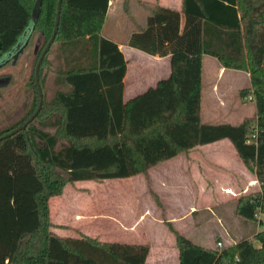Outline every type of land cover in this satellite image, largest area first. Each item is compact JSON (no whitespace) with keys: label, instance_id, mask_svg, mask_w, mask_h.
Instances as JSON below:
<instances>
[{"label":"trees","instance_id":"trees-1","mask_svg":"<svg viewBox=\"0 0 264 264\" xmlns=\"http://www.w3.org/2000/svg\"><path fill=\"white\" fill-rule=\"evenodd\" d=\"M58 2L0 0V60L30 28L24 50L38 31L48 44ZM109 3L63 0L51 47L58 46L62 63L48 116L43 119L41 111L25 130L0 141V264H146L149 245L56 235L51 198L78 182L148 177L156 166L223 140L233 144L260 184L259 191L236 201V215L260 226L253 240L212 249L195 244L172 222L164 223L175 236L180 264H264V0H184L181 12L154 8L146 28L134 33L128 46L170 57L172 73L129 102L124 101L128 62L119 46L102 36ZM206 56L226 70L249 73L251 87L240 97L254 103V116L238 125L202 122ZM17 57L6 59L0 70ZM34 113L0 132V138Z\"/></svg>","mask_w":264,"mask_h":264},{"label":"crops","instance_id":"crops-1","mask_svg":"<svg viewBox=\"0 0 264 264\" xmlns=\"http://www.w3.org/2000/svg\"><path fill=\"white\" fill-rule=\"evenodd\" d=\"M183 2L184 0H110L102 36L116 43L128 62V72L124 80L125 102L145 93L160 81L168 79L172 73L170 57H153L133 49L128 46L129 38L146 28L154 8L161 7L181 12ZM110 19L115 25L109 35H105V27ZM207 63L211 76L215 74V70L219 75L217 82L213 83L209 104H220L229 110L228 117H234L238 110L221 103L219 85L217 87L220 78L226 76L229 70L224 69L216 59L206 56L203 78ZM253 106L251 114H248L249 109L239 106L244 111L247 110V113L237 115L235 118L237 121L232 125H238L245 118L254 116L256 109L254 104ZM202 122L211 124L204 122L203 117ZM220 142L197 147L188 154L156 166L149 171L148 177L140 175L128 179L125 182L128 187L126 194L118 193L113 196L102 193L97 196L90 189L76 188L74 191L77 195L74 196V201L66 203L64 190L61 196L53 197L49 202L50 219L56 226L53 232L62 238L86 236L104 243L149 245L151 249L146 264H180L175 236L162 218H168L176 228L175 218L187 217L191 219L195 228L193 218L200 213V207L207 211H213L214 207L230 208L234 211L236 200L240 196L260 190L256 176L246 168L233 144L230 141L231 144H219ZM79 190L85 191L82 192L83 195ZM153 193L159 198L162 209H159ZM96 196L100 197L103 203L101 201L94 203ZM55 199L63 200L60 203V211L55 210L58 217L56 219L67 223H56L52 209V201ZM69 221L73 225L72 223L70 225ZM258 231L259 229H256L246 239L253 240ZM158 232L168 237L172 234L174 238L171 237L172 240L168 241L166 236V241H162L160 245L155 240Z\"/></svg>","mask_w":264,"mask_h":264},{"label":"rangeland","instance_id":"rangeland-1","mask_svg":"<svg viewBox=\"0 0 264 264\" xmlns=\"http://www.w3.org/2000/svg\"><path fill=\"white\" fill-rule=\"evenodd\" d=\"M113 23L112 19H110L105 27V35H109L108 33L113 29V25H115V23ZM125 30L127 31V27ZM47 45L48 44L45 45V40L40 32H36L31 43L24 52L19 55L17 61L0 70V132H4L5 130L19 124L21 125L24 118H26L31 112L37 111L40 104V96L35 84V73L39 59ZM4 60L5 59L0 60V65ZM61 63L58 46H54L46 58V63L41 69V88L44 99L41 109V111H43V119L48 116L46 106L55 99L58 92L56 70L60 68ZM209 71L210 67L209 63H207L203 78L202 117L204 122H210L211 124H233L237 121L235 119L237 115L247 113V110L244 111L239 106L249 109L248 114L253 112L254 103L249 98L243 101L240 97V91L242 89L251 87V77L248 75L249 73L229 70L226 76L221 77L218 81L217 87L219 85L218 93L221 103H225V106H228V108H235L238 110L234 117H228L227 112L229 110L227 108L221 107L220 104H209L213 83L217 82L219 77L217 70H215L213 76H211ZM239 103L241 104L238 105ZM35 125L40 126V122L36 121ZM225 143L231 144L228 140H224L219 144ZM126 181H128V179L108 180L103 183L78 182L74 185H69L65 189L64 201L66 203L74 201L77 195L74 191L76 188L90 189L95 193L94 195L97 194V196L102 193H109L113 196L118 195V193L126 194L128 192V187L125 183ZM79 191L82 195V192H85L84 190ZM97 196L95 197L96 201L94 203L102 200ZM82 200H84V198H82ZM61 202H63V200L55 199L52 201V209L54 212L53 217L55 218L56 223H67V221L65 222L56 219L58 217L55 214L57 213L55 210L60 211ZM101 203H103V201H101ZM97 205L99 206V203ZM101 209L102 208H100V210ZM159 209L162 208L159 207ZM199 209L200 213L193 218L195 228L192 226L191 219L187 217L175 218V226L181 234L191 239L195 244L203 247L222 249L223 247L234 246L237 244L236 241H242L253 233V231L255 232L256 229H260L258 223H248L239 218L236 215V211H233L230 208L224 209L223 207H214L212 208L213 211H207L203 207H200ZM162 219L164 221H169L168 218ZM68 223L71 225L72 222L69 221ZM166 236H164L163 233L158 232L155 236V240L161 245L162 241H166ZM169 236L170 237L167 236L168 241L174 238L172 234ZM152 241H154V238ZM219 243H222L223 247H218ZM255 245L256 247L260 246L258 242H255ZM155 253L156 251L154 254Z\"/></svg>","mask_w":264,"mask_h":264},{"label":"water","instance_id":"water-1","mask_svg":"<svg viewBox=\"0 0 264 264\" xmlns=\"http://www.w3.org/2000/svg\"><path fill=\"white\" fill-rule=\"evenodd\" d=\"M62 4H63V0H59V2H58V11H57L56 25H55V29H54L52 38H51L50 42L48 43L47 47L45 48L44 52L42 53V55H41V57L39 59V62L37 64V67H36V73H35V75H36V84L38 86L39 96H40V104H39V107H38L37 111L29 118V120L26 123H24L18 129H16V130L12 131L11 133L7 134L6 136L1 137L0 138V141L5 140V139H7V138H9L11 136L16 135L17 133H19V132H21L23 130H25L28 127V125H30L36 119V117L39 115V113H40V111L42 109L44 99H43V93H42V88H41V84H40V70H41L42 64H43V62L45 60L46 55L48 54V52L50 51L53 43L55 42L57 33L59 31V25H60V19H61V11H62ZM32 31H33L32 28H30L24 34V36L22 37L20 43L16 46V48L9 55H7L5 57V60L6 59L8 60V59H10L12 57H17L19 55V53L24 50V48L28 45V43L30 41V38H31V35H32Z\"/></svg>","mask_w":264,"mask_h":264},{"label":"built area","instance_id":"built-area-1","mask_svg":"<svg viewBox=\"0 0 264 264\" xmlns=\"http://www.w3.org/2000/svg\"><path fill=\"white\" fill-rule=\"evenodd\" d=\"M218 247H223V244H222V243H219V244H218Z\"/></svg>","mask_w":264,"mask_h":264}]
</instances>
